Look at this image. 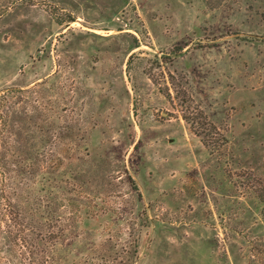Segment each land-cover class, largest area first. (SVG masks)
<instances>
[{"label": "rangeland", "instance_id": "1", "mask_svg": "<svg viewBox=\"0 0 264 264\" xmlns=\"http://www.w3.org/2000/svg\"><path fill=\"white\" fill-rule=\"evenodd\" d=\"M2 131L0 264H264V0H0Z\"/></svg>", "mask_w": 264, "mask_h": 264}, {"label": "trees", "instance_id": "2", "mask_svg": "<svg viewBox=\"0 0 264 264\" xmlns=\"http://www.w3.org/2000/svg\"><path fill=\"white\" fill-rule=\"evenodd\" d=\"M2 134L3 131L0 132V135ZM2 148L3 147H1V149ZM8 148L9 147H4V149ZM7 154L8 153L6 151L0 150V178L2 183H4L3 189L0 188V200H2V202H7L8 205H10V200H12V198H14V200L18 199V202L16 201L17 203L12 206H16L17 209L19 207V211L24 213H27L28 210L34 215L35 211L37 212L38 209H32L33 205L30 204V201L34 197L35 192L33 186L30 185V183H26L23 176L28 169H23L22 167L19 168V165H17L15 162L11 163L12 167L9 168L7 166ZM21 156H24L26 160L27 158L29 159L28 153H22ZM31 174H33V172ZM18 214L20 215V213Z\"/></svg>", "mask_w": 264, "mask_h": 264}]
</instances>
